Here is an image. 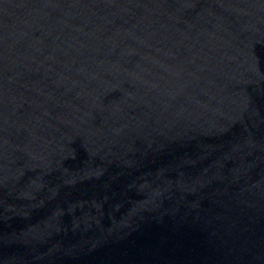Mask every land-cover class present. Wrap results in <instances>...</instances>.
<instances>
[{
	"label": "water",
	"instance_id": "obj_1",
	"mask_svg": "<svg viewBox=\"0 0 264 264\" xmlns=\"http://www.w3.org/2000/svg\"><path fill=\"white\" fill-rule=\"evenodd\" d=\"M257 0H0V264H170Z\"/></svg>",
	"mask_w": 264,
	"mask_h": 264
}]
</instances>
